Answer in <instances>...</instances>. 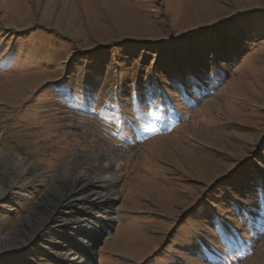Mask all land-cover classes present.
I'll use <instances>...</instances> for the list:
<instances>
[{"label": "rangeland", "instance_id": "obj_1", "mask_svg": "<svg viewBox=\"0 0 264 264\" xmlns=\"http://www.w3.org/2000/svg\"><path fill=\"white\" fill-rule=\"evenodd\" d=\"M67 171L117 175L83 243L54 222ZM225 244L264 264V0H0V264H222Z\"/></svg>", "mask_w": 264, "mask_h": 264}, {"label": "bare ground", "instance_id": "obj_2", "mask_svg": "<svg viewBox=\"0 0 264 264\" xmlns=\"http://www.w3.org/2000/svg\"><path fill=\"white\" fill-rule=\"evenodd\" d=\"M12 163L13 168H16L21 171L23 169L28 168L29 166V164L23 163L16 156L14 157V161ZM64 175H66V184L62 186L60 185L58 187L55 186V188H57L54 190V194H56L58 196L57 199H59L58 204H61L60 207L53 212V216H55L54 222L55 225H57V230L63 231V233L65 235H68L69 237H76V239H80V242L83 243L85 238L80 236L79 232H77L76 230L81 226V224H83L84 227L87 228V230L95 231L100 225L107 221H110L111 215L109 213L110 209H108V205H111V202L115 197V193H109L107 188L105 187V184L106 182H114L117 178V175L116 173H106L100 174L95 177H84V175H81L80 172H78L76 175H72L71 172L68 171ZM74 189L75 191H73ZM83 190L87 191L83 193ZM61 198L63 200H60ZM53 204L55 203L52 200L51 205L53 206ZM88 204L92 205V207H90V205L88 206ZM95 204H98L97 208L93 207ZM66 205H69L68 207L71 210L84 207L87 211V220L84 218L81 220L79 217L69 218L65 220L64 218H61V212H63L62 210L65 208L64 206ZM58 214L59 216H57ZM86 247L88 248V245ZM66 250L67 251L62 254L63 258L70 260L72 264L81 262L80 256H77L76 250L72 251L69 248Z\"/></svg>", "mask_w": 264, "mask_h": 264}, {"label": "snow or ice", "instance_id": "obj_3", "mask_svg": "<svg viewBox=\"0 0 264 264\" xmlns=\"http://www.w3.org/2000/svg\"><path fill=\"white\" fill-rule=\"evenodd\" d=\"M191 88H192V91L193 92H198L200 90V85L197 84V83H193L191 85ZM69 98L71 100H75L76 97L75 96H71V94H70V97H66L65 98L66 102L69 100ZM189 99H191V98H189ZM148 103H149V107H151V101H149ZM113 109H114V112H115L113 118L116 119V120H119L121 118L122 113L117 109V106H113ZM151 115H152V113L151 112H148V116H151ZM236 235L238 236V234H236ZM217 236L220 238L221 243L224 244L225 242H224L223 237H220V234L219 233H217ZM241 242H243L242 241V238H240L239 240H237V244L238 243H241ZM235 246H236L235 244H225L224 249H223L224 255L222 257V264H230L232 257H230L228 255V253H229L230 249L232 247H235Z\"/></svg>", "mask_w": 264, "mask_h": 264}, {"label": "trees", "instance_id": "obj_4", "mask_svg": "<svg viewBox=\"0 0 264 264\" xmlns=\"http://www.w3.org/2000/svg\"><path fill=\"white\" fill-rule=\"evenodd\" d=\"M238 30H239L238 27H235V31H234L235 35L236 34H238V35L241 34L240 31H238ZM231 36H232V33H229L228 35L227 34L223 35L222 37H218V39L215 41V43H216L215 49H211L210 47H208V49H210L211 52H215V53L214 54H210V55L208 54V55H206V57L210 58L212 56V57H214L215 60H218L219 58L225 57L224 53H225V51L228 50V46H227L226 41L230 40L233 43L236 41V38L235 37L231 38ZM237 42H239V41H237ZM217 46H219L220 49H218ZM174 54H175V52H174ZM198 54H201V53H198ZM163 56H164V54H163ZM203 60L204 59L202 57H200V61L203 64V66H207L208 63H205ZM162 61H163V58H162ZM179 61H181V60H179ZM217 66H219V63H216V67Z\"/></svg>", "mask_w": 264, "mask_h": 264}]
</instances>
